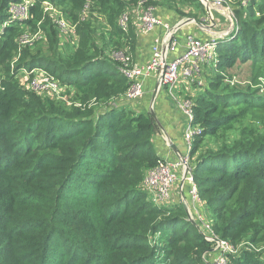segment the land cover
Segmentation results:
<instances>
[{"label": "trees", "instance_id": "trees-1", "mask_svg": "<svg viewBox=\"0 0 264 264\" xmlns=\"http://www.w3.org/2000/svg\"><path fill=\"white\" fill-rule=\"evenodd\" d=\"M22 1L0 0V264H209L213 243L187 207L148 200L143 179L162 160L155 116L118 104L132 87L138 11L203 21L204 4L36 0L14 20ZM45 1L76 24L68 52L22 41L41 32L58 46ZM232 7L239 31L218 40L216 69L195 94L191 165L214 232L237 249L227 264H264V0ZM239 63L246 81L231 72ZM33 67L66 84L71 102L27 88L20 72Z\"/></svg>", "mask_w": 264, "mask_h": 264}, {"label": "built area", "instance_id": "built-area-1", "mask_svg": "<svg viewBox=\"0 0 264 264\" xmlns=\"http://www.w3.org/2000/svg\"><path fill=\"white\" fill-rule=\"evenodd\" d=\"M202 3L210 10H213L214 5H218L225 11V17L231 20L235 32L239 31L237 25V18L232 7L234 0H201ZM46 10H55L53 5L45 6ZM56 11V10H55ZM12 19L20 20L29 16V0H23L19 4L11 6ZM54 18L60 21L61 34L71 33L75 35V26L68 24L62 18H58L57 14ZM205 20L211 23L212 26L219 25L213 17ZM127 15L121 19L123 27L127 28ZM137 21H139V29L141 31L153 30L156 27L164 29V36L160 40H156L152 45V55L148 63L143 65L134 64V66H127L124 73L128 79L132 81V87L125 94V101H137L144 92V78L149 76L154 71L160 72V84L168 85L173 91L182 79L183 71L188 76L191 75L193 67H196V61L200 60L208 54L210 49H215L218 42L217 36L214 34L209 38H203L195 33H188L186 35L187 49L178 57L172 58L170 54L174 51L178 44L176 33L181 29V25L176 23L170 25L164 18L157 15L152 9L144 10L137 13ZM9 23L4 22L0 25V33L3 32L5 26ZM226 28H222L220 31ZM42 37L41 32L35 33L33 36H27L22 39L24 43H30ZM116 58H121L128 61L122 53L115 55ZM23 84L29 89H34L36 92L55 97L56 99H64L70 103L73 91L68 95L64 93L68 90V86L63 85L58 79L51 75L42 67H33L31 69L24 68L20 74ZM1 82V80H0ZM178 107L187 116V126L184 131L185 139L187 141V152L184 155H179L177 161L171 162L168 160L159 161L152 169H150L144 179V189L148 192L151 190L157 201H164V204L171 203L170 197L172 188L177 186L178 193H181V198H185L184 193L188 192L189 198L186 205L189 211V217L202 229L206 238L214 244L215 249L219 251V256L213 264H227V256L235 253L237 249L228 240L221 239L215 234L211 221L201 212L200 207L203 200L199 193V187L195 180L192 166L190 164V151L193 144L195 133L200 130L198 125H193L194 119V102L190 99L177 100ZM195 212V215L191 209Z\"/></svg>", "mask_w": 264, "mask_h": 264}, {"label": "crops", "instance_id": "crops-1", "mask_svg": "<svg viewBox=\"0 0 264 264\" xmlns=\"http://www.w3.org/2000/svg\"><path fill=\"white\" fill-rule=\"evenodd\" d=\"M156 13L165 19L167 23L173 25L170 21L174 17L170 11H162L156 9ZM221 15L223 12L219 11ZM139 21L137 24L139 25ZM184 27H189V24ZM189 28L188 30H192ZM186 32L178 31L177 47L172 51L171 57L175 58L183 54L187 49ZM164 36V29L156 27L153 30L141 31L139 29L137 42L135 45V64L143 65L149 62L152 55V45L155 44L156 40L162 39ZM154 71L149 76L145 77L144 80V92L142 97L136 102H129L130 107L137 112H148V102L151 101V106H153V101L158 100V106L154 110L156 115V126L157 130L154 136V143L158 155L168 161H177L180 154H185L187 152V142L185 139L184 131L187 126L188 120L187 116L178 107L177 100L183 98V93L187 91L196 90V87H191L187 79L183 78L182 84L185 85L183 88L181 83L173 90L167 88V86H161L160 84V72ZM182 87V88H181ZM165 88V90H163ZM156 94V96H155ZM120 100L119 103H121ZM152 107H150L151 109ZM153 114V112H152ZM171 148H170V147ZM187 193V195H186ZM181 196L182 194L179 193ZM175 187L172 188V193L170 200L178 201V196ZM185 197H189L188 192L184 193ZM213 255L211 254V257ZM216 257V256H215Z\"/></svg>", "mask_w": 264, "mask_h": 264}, {"label": "rangeland", "instance_id": "rangeland-1", "mask_svg": "<svg viewBox=\"0 0 264 264\" xmlns=\"http://www.w3.org/2000/svg\"><path fill=\"white\" fill-rule=\"evenodd\" d=\"M35 1L36 0H29V5L30 4L32 5ZM235 1L237 2V0H235ZM50 5H53V4L50 3L49 1H45L44 2V6H48L49 7ZM237 5L238 4H236V7H237ZM236 7H235V9H236ZM54 8H55L56 11L55 10H48L47 11L48 15L50 17H54V15L57 14L58 18H62L68 24H74L73 22H71V20L66 18L63 15V13L60 10H58L55 6H54ZM205 9L207 11L208 18L213 17L215 19V21L219 22L218 26H216V25L212 26L211 23H209V22H207L205 20L204 23H206L208 25V27H206V28L205 27H201L198 24L193 22V23L189 24V27H184V28L180 29L179 31L192 32V33L198 34L199 36H201L203 38L209 39L219 29H222V28H226L227 29L228 27L232 26L231 20L228 17L226 18L224 14L221 15L219 13V11H221V12L225 11L224 9H221L220 6L214 5L213 10H211V9L209 10L205 6ZM90 11H91V9L89 10L88 14L92 15V13H93L94 16H98L99 18L102 19V21L103 20L105 21V18L103 16H101L98 12H96V11L90 12ZM171 13L174 14V17L170 19V21L172 23H176V19H179V21H177V22L185 20L184 18L180 19L178 17V15L173 13V12H171ZM136 28H137V26H136ZM189 28H193V29L192 30H188ZM70 35L71 34H69V33L61 34L59 36L60 39L58 40V46H57L56 43L49 45L46 37L43 38V39L42 38L36 39L35 41H36L37 45H41L40 47L43 49V53L45 52V53L49 54V52H50L52 54V53L56 52V53L59 54V53L68 52L67 45L72 46ZM178 38H179V36H178ZM216 65H217V61H216L215 49H210V51L208 52V54L206 56H204L200 60L196 61V67L195 68L193 67L191 75L187 76L184 73V71H183L182 80H183V78L187 79L188 80L187 83H189L191 87H196L197 88L196 90L187 91L185 85L181 83L182 87L183 88L185 87L184 89L186 91V93H183V98L184 99H190L193 102L195 101L194 100L195 94L198 91H200L203 88H206L208 86L210 77H211V75L214 73V71L216 69ZM43 70H45V68H43ZM231 72L236 74V76L240 80H245L246 81V80H248V76H249V73H250L249 64L248 63H245V64L239 63L237 66H235L233 69H231ZM157 74H158V72H157ZM163 90H165V88ZM150 104H151V101L148 102V111L151 112V113L155 112L154 104H155V108H157L158 100L156 102H155V100L153 101V106H151ZM150 107H152V108L150 109ZM144 179H145V177H144ZM144 179H143V183H144ZM175 189L177 191V186L175 187ZM177 193H178V191H177ZM186 195H187V193H186ZM148 200L150 202L152 201L155 205H159V206L165 205L164 201H157L156 200L155 195H154V193L151 190L148 192ZM186 201H187V197L182 199L180 194H179L178 202H181V203H183L186 206V204H187ZM201 206H202V207H200L201 212L207 217L208 212H207V209H206L205 205L203 206V204H202ZM191 209H192V211H193V213L195 215V212H194L192 206H191ZM213 246H214V244H213ZM211 254L213 255L212 257H211ZM218 256H219V251L217 249H215V247H214V249H212V251L208 254V256H207L208 260L207 261H209L211 264H213Z\"/></svg>", "mask_w": 264, "mask_h": 264}, {"label": "clouds", "instance_id": "clouds-1", "mask_svg": "<svg viewBox=\"0 0 264 264\" xmlns=\"http://www.w3.org/2000/svg\"><path fill=\"white\" fill-rule=\"evenodd\" d=\"M143 11H144V10H139L138 12H143ZM153 11L156 13L155 10H153ZM156 14H157V13H156ZM171 14H172V13H171ZM157 15H158V14H157ZM173 15H174V14H173ZM206 17H208V15H207ZM162 18H163V17H162ZM184 19H185V20H182V21H180V22H177V21H179V19H176V23H179V24L181 25V29L184 28L185 25L193 23V22H187V24L184 25L182 22H183V21H186V20L189 19V18H184ZM204 21H205V18H204V20H203L202 22H204ZM176 23H174V24H176ZM174 24H173V25H174ZM73 25L75 26V32H76V25H75V24H73ZM237 25H238V22H237ZM179 30H180V29H179ZM220 30H221V29H219V30L216 31V32H220V33H222V32H223L224 30H226V29H224V30H222V31H220ZM233 32H235V31H232V33H233ZM188 33H190V32H186V35H187ZM69 34H71V33H69ZM71 35H73V34H71ZM214 35L217 36L216 33H215ZM73 36H76V35H73ZM176 36H177V33H176ZM222 38H224V37H222V36H221V37L217 36V42H218L219 39H222ZM177 39H180V38H178V36H177ZM171 54H172V53H171ZM171 54H170V56H171ZM172 58H173V57H172ZM23 69H24V68H23ZM23 69H22V70H23ZM22 70H21V72H22ZM21 72H20V74H21ZM158 73H159V72H158ZM21 82H22V81H21ZM181 82H182V79H181L180 83H181ZM180 83H179V84H180ZM62 84H63V83H62ZM179 84H178V85H179ZM64 85H66V84H64ZM178 85H177V86H178ZM66 86H67V85H66ZM161 86H167V88L170 89L168 85L161 84ZM128 91H129V90H128ZM128 91H127V92H128ZM127 92H126V93H127ZM124 97H125V95H122V96L120 97V99H119V100H122V102L120 103L121 105H125L126 103L131 102V101H125V100H124V99H125ZM137 101H138V100H137ZM134 102H136V101H134ZM118 104H119V102H118ZM194 104H195V103H194ZM193 120H194V119H193ZM195 125H196V124H195ZM199 127H200V126H199ZM200 129H201V128H200ZM186 142H187V141H186ZM192 145H193V144H192ZM191 149H192V148H191ZM190 153H191V151H190ZM185 154H186V153H185ZM180 155H184V154H180ZM190 156H191V155H190ZM161 159H162V160H165V159H163V158H161ZM190 164H191V160H190ZM191 166H192V165H191ZM145 177H146V176H145ZM145 191L147 192V195H148V191H147V190H145ZM188 198H189V197H187V199H188ZM176 202H178V201H172V202L169 203V204L176 203ZM165 205H168V204H165ZM204 205H205V204L203 203V206H204ZM186 207H187V205H186ZM187 210H188V208H187ZM188 214H189V211H188ZM189 218H190V217H189ZM190 220H191V219H190ZM221 239H222V238H221ZM213 249H214V246H213ZM227 259H228V256H227ZM208 262H209V261H208ZM209 264H211V263L209 262Z\"/></svg>", "mask_w": 264, "mask_h": 264}, {"label": "water", "instance_id": "water-1", "mask_svg": "<svg viewBox=\"0 0 264 264\" xmlns=\"http://www.w3.org/2000/svg\"><path fill=\"white\" fill-rule=\"evenodd\" d=\"M187 22H194V23L198 24L199 26L205 27V28L208 27V25L206 23L199 21V20H196L194 18H189L186 21H183L182 23L185 25V24H187ZM233 30H234V26H230L226 30H224L222 33L216 32V35L219 37H221V36L227 37L232 33ZM155 96H156V94H155ZM153 115L156 117L154 112H153Z\"/></svg>", "mask_w": 264, "mask_h": 264}]
</instances>
